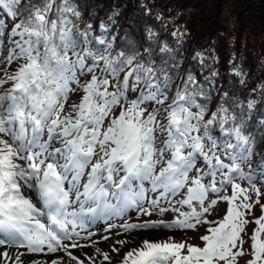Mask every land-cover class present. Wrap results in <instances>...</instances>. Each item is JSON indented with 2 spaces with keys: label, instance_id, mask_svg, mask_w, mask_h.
Segmentation results:
<instances>
[{
  "label": "snow or ice",
  "instance_id": "6c2138e0",
  "mask_svg": "<svg viewBox=\"0 0 264 264\" xmlns=\"http://www.w3.org/2000/svg\"><path fill=\"white\" fill-rule=\"evenodd\" d=\"M122 15L0 0V264H264V80Z\"/></svg>",
  "mask_w": 264,
  "mask_h": 264
},
{
  "label": "trees",
  "instance_id": "16d2710c",
  "mask_svg": "<svg viewBox=\"0 0 264 264\" xmlns=\"http://www.w3.org/2000/svg\"><path fill=\"white\" fill-rule=\"evenodd\" d=\"M259 1L261 4L256 7L247 0H102V3L119 5L123 13L120 23L125 27L133 25L140 35L144 32V20L170 41L172 30L185 32L184 60L180 63L197 75L219 69L218 80L223 87H240L238 78L227 71L229 60L235 57L233 63L240 64L251 78V88L264 80V1L254 0ZM142 3L153 6L151 15L145 16ZM196 52L202 53L208 67L190 59ZM213 57L218 58V63L213 64Z\"/></svg>",
  "mask_w": 264,
  "mask_h": 264
},
{
  "label": "rangeland",
  "instance_id": "374dc122",
  "mask_svg": "<svg viewBox=\"0 0 264 264\" xmlns=\"http://www.w3.org/2000/svg\"><path fill=\"white\" fill-rule=\"evenodd\" d=\"M247 1L249 2V5L252 6V7H254V5L256 7V6H259L261 4L260 3L261 1H259L258 3H255L254 0H247ZM210 3L212 5V2H210ZM221 207H223V206H221ZM189 235L190 236H193V237H197L198 236V233L190 232ZM196 242H198V241L197 240H193V243H196ZM101 246H104V245L102 244ZM241 264H243V261L241 262Z\"/></svg>",
  "mask_w": 264,
  "mask_h": 264
}]
</instances>
